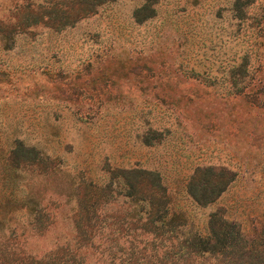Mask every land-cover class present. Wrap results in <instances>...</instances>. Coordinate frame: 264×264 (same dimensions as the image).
<instances>
[{
  "label": "rangeland",
  "instance_id": "obj_1",
  "mask_svg": "<svg viewBox=\"0 0 264 264\" xmlns=\"http://www.w3.org/2000/svg\"><path fill=\"white\" fill-rule=\"evenodd\" d=\"M72 2L0 0V238L41 257L90 216L83 230L122 264L152 228L138 189L159 184L177 231L218 213L264 250V0L48 18Z\"/></svg>",
  "mask_w": 264,
  "mask_h": 264
},
{
  "label": "trees",
  "instance_id": "obj_2",
  "mask_svg": "<svg viewBox=\"0 0 264 264\" xmlns=\"http://www.w3.org/2000/svg\"><path fill=\"white\" fill-rule=\"evenodd\" d=\"M87 1L91 2L87 4ZM102 2L103 0H73L71 7L49 12L48 18L54 22L64 20V24L74 23L93 14ZM145 174L146 179L151 175L147 172ZM138 196L147 215L145 225L152 228L149 230L141 227L139 246L133 249L136 257L130 254L122 264H261L258 261H249L248 258H258L264 254V250L250 245L249 236L222 215L212 213L208 219V230L203 234L182 233V230L179 232L175 228L184 225L183 215L168 209L163 201V186L158 184L151 191L149 188H139ZM83 205L86 204L83 203L81 208ZM160 208H163L162 215L154 216ZM91 219L90 216L81 220L78 218L75 222L76 232L70 242L56 245L52 251L41 257H36L18 245L17 240L23 234L11 233L7 237L3 236L0 238V264H120L108 257L114 258L111 250L105 253L106 250L99 249L100 234L83 230L85 226H90ZM159 227L168 229L162 232ZM173 229L178 233H174ZM105 257L109 260L107 263Z\"/></svg>",
  "mask_w": 264,
  "mask_h": 264
}]
</instances>
